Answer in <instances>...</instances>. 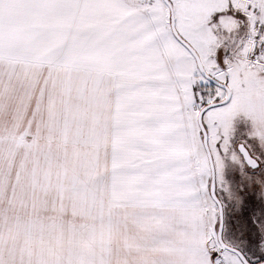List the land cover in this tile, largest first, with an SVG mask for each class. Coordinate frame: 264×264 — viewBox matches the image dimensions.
<instances>
[{
	"label": "snow or ice",
	"instance_id": "obj_1",
	"mask_svg": "<svg viewBox=\"0 0 264 264\" xmlns=\"http://www.w3.org/2000/svg\"><path fill=\"white\" fill-rule=\"evenodd\" d=\"M227 209L264 254V0H0V264H264Z\"/></svg>",
	"mask_w": 264,
	"mask_h": 264
},
{
	"label": "rangeland",
	"instance_id": "obj_2",
	"mask_svg": "<svg viewBox=\"0 0 264 264\" xmlns=\"http://www.w3.org/2000/svg\"><path fill=\"white\" fill-rule=\"evenodd\" d=\"M245 125L243 123V118H237L236 129L237 135L244 131ZM226 215L228 218V230L226 232V239L229 242H236L241 248V250L250 258V261L254 257H261L264 254H261L252 244H251V236L250 229L249 231H245V229L241 226L242 220L237 223L234 220V213L231 209L226 210ZM249 214L245 213V217Z\"/></svg>",
	"mask_w": 264,
	"mask_h": 264
}]
</instances>
